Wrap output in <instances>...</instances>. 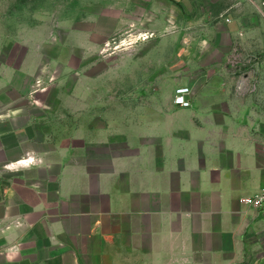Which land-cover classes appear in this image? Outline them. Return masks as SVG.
I'll return each instance as SVG.
<instances>
[{"label":"crops","instance_id":"1","mask_svg":"<svg viewBox=\"0 0 264 264\" xmlns=\"http://www.w3.org/2000/svg\"><path fill=\"white\" fill-rule=\"evenodd\" d=\"M206 13L215 21L201 32L223 53L264 49V0ZM6 31L0 48L24 52L17 65L0 52V264H264V206L240 202L264 189V112L243 91L252 74L195 69L190 107L171 97L149 132L115 133L95 117L94 90L80 104L45 88V25L8 17Z\"/></svg>","mask_w":264,"mask_h":264},{"label":"rangeland","instance_id":"2","mask_svg":"<svg viewBox=\"0 0 264 264\" xmlns=\"http://www.w3.org/2000/svg\"><path fill=\"white\" fill-rule=\"evenodd\" d=\"M87 1L0 0V46L12 36L6 31L8 17L31 28L46 26L47 58L40 69L45 88L64 92L57 101L79 92L80 104H85L81 92L94 90L95 117L108 114L113 132H149L155 106L168 105L176 87H200L195 69L208 68L214 76L223 68L230 78L253 75L244 81L243 91L264 112V49L242 45L223 53L201 32L215 21L206 19L205 12H222L231 0H180L182 5L179 0L174 5L165 0H107L100 12ZM88 11L101 16L88 17ZM14 35L23 36L17 30ZM32 36L43 39V34ZM1 51L11 52L16 65L24 52L5 46Z\"/></svg>","mask_w":264,"mask_h":264},{"label":"built area","instance_id":"3","mask_svg":"<svg viewBox=\"0 0 264 264\" xmlns=\"http://www.w3.org/2000/svg\"><path fill=\"white\" fill-rule=\"evenodd\" d=\"M190 88L188 86H178L173 91L172 103L176 107L188 108L191 106L190 100ZM264 153V148L262 149ZM240 202L248 207L259 209L264 206V189L260 193L253 197H244L240 199Z\"/></svg>","mask_w":264,"mask_h":264}]
</instances>
